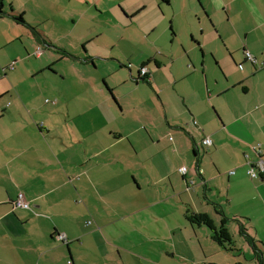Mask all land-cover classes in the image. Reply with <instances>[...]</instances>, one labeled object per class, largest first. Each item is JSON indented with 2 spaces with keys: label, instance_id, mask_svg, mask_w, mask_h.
<instances>
[{
  "label": "crops",
  "instance_id": "1",
  "mask_svg": "<svg viewBox=\"0 0 264 264\" xmlns=\"http://www.w3.org/2000/svg\"><path fill=\"white\" fill-rule=\"evenodd\" d=\"M150 1L171 43L190 39L133 60L86 46L145 0H0V264H264V173H247L264 158V0Z\"/></svg>",
  "mask_w": 264,
  "mask_h": 264
},
{
  "label": "rangeland",
  "instance_id": "2",
  "mask_svg": "<svg viewBox=\"0 0 264 264\" xmlns=\"http://www.w3.org/2000/svg\"><path fill=\"white\" fill-rule=\"evenodd\" d=\"M124 6L127 7L128 4L137 2L138 0H119ZM148 4L144 12L140 13L139 15L133 19V21L126 20L124 21H115L116 19H112V26L106 28L102 31L101 35L95 36L92 42L88 43L86 49L91 51L93 48L95 49H112L113 52L121 51L126 56L129 55L133 60H135L140 54V50L142 49H155L154 46H158L160 49H182L180 47V40L182 38L185 39L187 42L189 36L185 30L179 29L180 32L184 33L182 36L173 37V43H171L170 33L168 29L169 19L165 16L161 11L154 5V3L150 0H145ZM116 8L120 11V6L117 5ZM158 11L160 13H158ZM105 23L106 21H101ZM222 25L223 27L228 28L231 23H228V16L223 12L219 17H215V22L212 21V24L215 25ZM92 24V23H89ZM71 25V20L68 24ZM153 25H157L154 27L155 29L152 31L150 36L154 39V42H151L153 39H149L148 37L144 36L147 30H152ZM166 28V29H165ZM87 32V25L86 24H79L77 27L72 30V33L64 40V42L70 43L72 46L69 48L72 50L73 53L81 52L83 54L84 49L82 45L79 44L77 47V42L75 41L76 36H81L82 34H86ZM95 34V33H94ZM144 36L145 38H142ZM206 43L215 49H220L223 51L224 44L222 43V38H219L218 34L212 32L211 34H207L205 36ZM234 42V46L240 45L237 41ZM154 45V46H153ZM241 46V45H240ZM138 53V54H137ZM86 54V53H85ZM131 62V61H128ZM127 62V63H128ZM133 65V63H132ZM92 66V65H91ZM211 69L219 70L216 68L214 64L211 65ZM236 225V224H234ZM233 224H231V228L233 230ZM232 235V234H231ZM238 236L235 234L234 238ZM233 238V235H232ZM233 238V241H234ZM241 241L240 238H237V242ZM235 242V241H234Z\"/></svg>",
  "mask_w": 264,
  "mask_h": 264
},
{
  "label": "trees",
  "instance_id": "3",
  "mask_svg": "<svg viewBox=\"0 0 264 264\" xmlns=\"http://www.w3.org/2000/svg\"><path fill=\"white\" fill-rule=\"evenodd\" d=\"M166 1V0H161ZM13 18L24 24V20L21 15L13 16ZM32 31H34L38 37H40L39 33L32 28ZM264 178V176H262ZM185 219L190 225H204L211 231V238L216 243L223 245L226 244L229 246V248L234 246V241L232 238V235L229 231V229L226 227V217L222 215V219L220 220L219 225L216 227L212 221V219L205 213H197L190 209H186L185 211ZM243 230V229H242ZM258 257L260 258L261 255L259 254Z\"/></svg>",
  "mask_w": 264,
  "mask_h": 264
},
{
  "label": "built area",
  "instance_id": "4",
  "mask_svg": "<svg viewBox=\"0 0 264 264\" xmlns=\"http://www.w3.org/2000/svg\"><path fill=\"white\" fill-rule=\"evenodd\" d=\"M244 54L245 56L251 60L252 62H256V60L250 55V53L246 50H244ZM147 68L145 66L141 67L140 68V75L142 76H147ZM193 124H196L195 121H192ZM201 144L204 146V147H209L211 145V139L208 137V136H205L203 137V139L201 140ZM248 164V171L247 173L250 175L251 178H255V177H258V175L264 173V158L262 157H259V159H257L254 163L253 162H247ZM179 171L182 173V174H185L186 171H187V168L186 167H181L179 168ZM230 173L232 174L233 171H230ZM13 205L15 207H20V208H29V203L23 198V196H19L14 202H13ZM58 238L63 240V241H66V239L64 238L63 235H58Z\"/></svg>",
  "mask_w": 264,
  "mask_h": 264
}]
</instances>
